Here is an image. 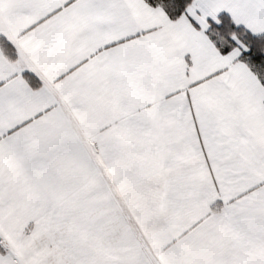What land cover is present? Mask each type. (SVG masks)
<instances>
[{"label":"snow or ice","instance_id":"snow-or-ice-1","mask_svg":"<svg viewBox=\"0 0 264 264\" xmlns=\"http://www.w3.org/2000/svg\"><path fill=\"white\" fill-rule=\"evenodd\" d=\"M0 264H264V0H0Z\"/></svg>","mask_w":264,"mask_h":264}]
</instances>
